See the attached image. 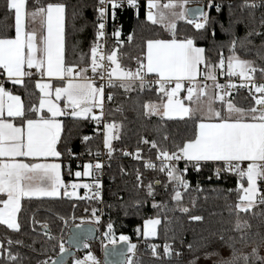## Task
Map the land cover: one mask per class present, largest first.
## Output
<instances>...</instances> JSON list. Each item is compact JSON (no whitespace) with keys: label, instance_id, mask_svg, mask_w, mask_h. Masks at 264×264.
Wrapping results in <instances>:
<instances>
[{"label":"snow or ice","instance_id":"snow-or-ice-1","mask_svg":"<svg viewBox=\"0 0 264 264\" xmlns=\"http://www.w3.org/2000/svg\"><path fill=\"white\" fill-rule=\"evenodd\" d=\"M125 0H99L96 11L99 13L98 25L95 40L90 46L89 53H81L78 63H68L65 58L64 20L66 5L63 3H48L46 6L37 2L31 12L25 11L26 0H6V8L14 10L15 14V37H0V69L6 74L4 82L0 83V224L5 225L13 231L20 230L17 222V213L21 211L22 199L49 197H67L69 199H99L101 184L96 179L94 185L68 183L62 179L61 164L40 162L48 158H59L62 153L57 150V144L61 140L62 122L59 117L83 118L94 121L97 127L101 125L105 130L104 145L111 156L114 151L111 135L112 123H105L104 102L111 101L113 93L106 88H122L125 92H142L146 88L158 85L155 90L167 98L166 103L146 104V115H161L162 117L184 119L187 117L194 123L193 135L182 143L173 142L169 148L156 140L142 138L141 143L149 145V151L156 150L158 164L151 160L144 163L146 169L163 173L167 182L164 188L167 190L169 184L172 186V200L176 202L180 212L187 214L190 209L181 206L182 190L188 191L191 188L190 181L186 179L189 168L197 173L211 163L222 162L221 166L215 168L217 179L223 172H232L238 177L239 196L235 204L237 215L233 231L239 233V237H225L220 234L218 239L223 248L228 250V255H223L220 250L212 248L209 250L207 243L201 245L204 249L202 258L210 261L211 264H264V257L259 255L260 247L264 246V237H261L260 244L251 246L250 251H243L237 244L247 245V230L251 225L246 220H241L240 213H251L260 205H264V191L260 183H264V83H258L256 73L264 78V66H257L253 61L242 60L236 55L237 47L246 48L252 43L253 37H261V47H264V31L249 27L245 23L246 33L243 37L236 36L232 31L235 23H244L242 20L231 21L229 28L222 31L229 35L227 42L229 55L225 58L221 53L218 63L209 60L202 47L196 46V37L178 38L176 29L177 22L186 20L194 24L197 31L205 30L210 21V16L203 8L189 10L185 6L188 0H168L167 3H159L158 0H147L146 20L153 25L159 24L170 35L168 39H147L146 41V63L140 57H136L137 67L135 70L125 68L120 63L119 48L125 42L131 43L134 34H129L121 39V30L114 29L113 37L116 44L111 51H106L105 23L107 19L108 6L112 10V18L115 19V10L123 7ZM127 6L136 10L139 16L138 0H126ZM264 6V0H252L251 3L245 0L241 8L256 9ZM215 7L219 13L221 5L209 0L208 8ZM155 10V11H154ZM231 13V5H229ZM199 14L203 22H195L191 16ZM26 18L33 23L39 21L42 28H46V35L37 33L35 29L26 31ZM254 22V18H253ZM259 26L264 29V17H261ZM215 32L213 31V37ZM259 54V53H258ZM107 62V63H106ZM227 63V72L223 69ZM203 65V68H201ZM111 68V71L108 69ZM27 69V70H26ZM35 69V72L31 71ZM220 75H227L229 81L221 84L217 80ZM91 72V76H89ZM41 79L49 78V82H37L36 88L42 93L39 107H30L25 110L21 97L13 95L4 86L11 82L13 85H24L25 78L31 79L34 75ZM154 74V79L146 82V77ZM115 77V79L113 78ZM201 77L202 79H198ZM232 77H239V85L232 83ZM99 79L101 83L97 85ZM208 81H211L209 84ZM247 88L254 104L251 107H238L230 97L234 90ZM186 91L185 99L189 102L186 106L178 96L181 91ZM55 93L57 101L65 100L61 108L54 103L51 96ZM27 94V92H26ZM219 102V107H216ZM47 109L44 114L41 110ZM100 109L99 115L94 114V109ZM161 109H163L161 113ZM5 112L8 118L18 119L20 126L5 119ZM29 113L35 118H32ZM89 136H84L83 141H88ZM168 137L165 136L164 140ZM141 149H137L135 157L140 159ZM69 156L74 154L68 150ZM91 154V153H89ZM131 155L130 153H124ZM97 155L99 153L97 152ZM183 162L184 168L179 164ZM247 162L246 167L243 165ZM103 165H83L84 171H76V178L82 175H91L93 168L100 171ZM68 174L73 175L71 166H68ZM142 174L137 170L136 188L146 187V196L154 197V185H160V180L149 182L146 186L141 178ZM211 179V177H209ZM246 180L244 186L243 181ZM260 182V183H258ZM96 191L92 196L85 193L84 197L77 194L78 188ZM69 188L71 191H69ZM195 191H203L197 181ZM215 191V189H213ZM232 191V190H229ZM102 202V199L100 200ZM146 201H137L139 206ZM154 208H161V205L153 203ZM86 213L90 212L93 222L89 227V233L93 227L100 225L103 215L97 208H85ZM264 214V213H260ZM62 224H67L72 217H58ZM192 221H202L203 217L192 215ZM36 221L33 218V224ZM161 223L160 219H148L144 223V236H155L156 226ZM43 234L49 240H57L59 253L55 259L45 255L39 264H67L65 255H70L63 243L64 237L59 239L50 234L51 230L47 224L41 225ZM77 228L80 225H76ZM113 224L107 223L106 231L102 233L104 239L111 241L113 237ZM121 241L128 242L129 237L120 236ZM79 236H72L71 242L78 243ZM13 243L20 244V241L7 239L8 248L0 241V262L4 264H18L22 258L18 253L11 251ZM181 243L183 241L181 240ZM57 245H53L55 251ZM88 248V244L83 245ZM157 245H153V254L156 255ZM192 258L186 264H199L201 255L200 247L194 249L193 245H187ZM135 244H129L128 253H133ZM175 252L176 257L183 253L173 249L171 244L164 245V254L171 257ZM98 264V261L88 254L84 259H75L73 264ZM124 264H133L132 257L126 256Z\"/></svg>","mask_w":264,"mask_h":264},{"label":"trees","instance_id":"trees-1","mask_svg":"<svg viewBox=\"0 0 264 264\" xmlns=\"http://www.w3.org/2000/svg\"><path fill=\"white\" fill-rule=\"evenodd\" d=\"M209 1V0H208ZM39 2L46 6L48 3H63L66 5L64 20V40L65 58L68 63H78L81 53H89L90 46L95 40L97 15L96 9L99 0H26V13L31 12L35 4ZM221 5L218 13L214 7L209 9L210 21L205 30H194L186 21L177 22V37H196V46L206 50V57L213 63H218L221 53L226 58L229 55L227 42L230 37L222 31L228 29L231 21L242 20L244 23H235L232 26L236 36L243 37L246 33L245 23L249 27L264 31L259 26L261 19V7L256 9L241 8L243 0H213ZM231 5V13L229 10ZM118 19L122 23V29L126 33L134 34L131 43L119 48L120 63L125 68L135 70L137 67L136 57L144 60L147 39H168L169 33L159 24L153 25L147 21L143 8L139 10V16L134 15L132 10L117 13ZM254 18V22H253ZM213 31L215 36L213 37ZM14 13L6 8V0H0V37H14ZM261 37H253L252 43L246 48L237 47L236 55L240 59L253 61L257 66H264V47H261ZM259 53V54H258ZM0 73L2 70L0 69ZM262 78L256 73V79ZM0 81L4 82V76L0 75ZM36 76L31 79L25 78L24 85H13L11 82L4 86L11 93L19 95L22 99L25 110L32 105H36L40 95L36 88ZM113 93V99L104 102V117L115 125L117 132L112 140V157L114 161L110 164L104 181L103 212L105 223L111 222L114 226L113 233L129 237L131 242L136 244V249L132 256L133 264H186L192 258V253L188 251L187 245L191 243L193 248L200 247L201 255L199 264H211L204 261L202 253L204 249L201 245L207 243L209 250L215 248L223 255H228V250L223 248L220 234L225 237H239L238 232H234L233 226L237 215L235 204L238 202L239 185L238 177L232 172H223L219 179L212 178L215 168L221 163L210 164L201 169L199 173L189 168L186 179L190 181L191 188L182 191L181 206L188 207L189 213L184 214L177 208L176 202L172 200V186L169 184L167 190L164 183L166 176L153 170H144L142 165L131 158H124L121 155L123 149H129L136 153L141 149L142 159H155L156 150L149 151V145L141 143L142 138L156 140L171 148L173 142L182 143L191 137L194 131V123L188 118L184 119H164L155 115H146L144 105L160 100V93L154 90L145 89L142 92H125L122 88L107 89ZM27 92V94H26ZM233 103L238 107L248 108L254 104L252 98L244 92L237 93L232 98ZM32 117V114L29 113ZM20 123L19 120L15 121ZM63 129L61 140L57 144V150L62 153L60 162L62 166V179L65 182L73 180V176L68 174V166H71L72 173L75 169L76 160L89 158L92 153L101 148V134L92 129L89 121L80 118H63ZM84 136H89L88 141H83ZM167 136L168 139L164 140ZM74 154L69 156L68 150ZM91 153V154H89ZM179 167L184 168V163ZM137 168L142 174L143 184L160 180V185H154V197L146 196V187L136 188ZM211 177V179H209ZM197 181H199L203 191H195ZM245 181H243L245 185ZM215 189V191H213ZM232 190V191H229ZM81 191V190H80ZM137 201H146L139 206ZM153 203L161 205V208H154ZM217 208L220 222L216 225L208 226L205 218L202 221H192V215H213ZM85 208H96L93 203H85L81 199H69L59 197L56 199H23L21 201V211L17 214V222L20 224L19 231L9 230L0 224V241L4 247L8 248L7 239L20 241V244L13 243L11 251L18 253L22 258L18 264H39L45 258L44 254L54 259L59 253L57 240H49L43 234L41 225L47 224L52 236L64 238L67 236L68 228L79 225L77 219L90 214ZM264 205H260L251 213H240L241 220H246L251 228L247 230L246 240L248 246L237 244L243 251H250L251 246L260 244L261 237H264ZM67 224H62L58 217H72ZM157 218L161 223L157 227V236L153 239H144L141 234L142 224L148 218ZM203 217V216H201ZM33 218L36 223L33 224ZM181 240L183 243H181ZM98 252L99 243L97 239L87 242ZM171 244L173 249L183 253L181 257H176L173 252L171 257L164 254V245ZM57 245L53 251V245ZM153 245H157L156 255L153 254ZM86 250L85 252H87ZM259 255L264 257V246L260 247ZM4 264V262H0Z\"/></svg>","mask_w":264,"mask_h":264},{"label":"built area","instance_id":"built-area-1","mask_svg":"<svg viewBox=\"0 0 264 264\" xmlns=\"http://www.w3.org/2000/svg\"><path fill=\"white\" fill-rule=\"evenodd\" d=\"M193 1H196L197 3L201 2L202 0H193ZM226 2H229L230 0H225ZM159 3L163 4V3H167L166 0H158ZM245 2V0H243V3ZM249 3L252 2V0H248ZM138 3L140 5L139 7V10L141 8H143V14L145 16V13H146V10H147V0H138ZM203 5V4H202ZM103 5H98V7H101ZM205 6V11L206 12H209V8ZM215 8V7H214ZM262 11H261V16L264 17V6L261 7ZM127 10H132L134 15H137L136 13V10L127 6V3H126V0H125V3H124V6L123 7H120V8H117L115 10V19L112 18V10L110 8V6H108V13H107V19L104 21L105 23V28H104V32H105V43H104V47H105V50L106 51H111L115 44H116V38L113 37V32H114V29H120L121 30V39H124L126 41V38L128 37V35L130 33H126L123 29H122V23L121 21L118 19V16H117V13H121V12H124V11H127ZM98 16H99V13L97 12V15H96V18H95V22H96V31H97V28H98V25L100 23V20L98 19ZM146 18V16H145ZM195 22H203L202 21V18H198L196 20H194ZM192 27H194V24H190ZM195 28V27H194ZM107 63V62H106ZM109 71H111V68L108 69ZM221 70L218 69L217 72H218V75H217V80L219 83L221 84H224V83H227L229 81V77L227 75H220L219 72ZM223 71L226 73L227 71L225 69H223ZM89 76H91V72L88 73ZM115 79V77H113ZM154 78L153 77H146V82L147 81H151L153 80ZM199 79H202V78H199ZM258 83H264V78H260V79H256ZM231 81L232 83H235L237 85H239L241 83V80L239 77H232L231 78ZM97 85L99 83H101V81L99 79H97L96 81ZM208 83H211V81H208ZM158 88V85H153L151 88H146L148 90H154L156 93H159L158 91H156L155 89ZM107 90V88H106ZM239 92H244L248 97L252 98L250 95H249V92H248V89L247 88H239L238 90H234L232 92V96L230 97V99H232L237 93ZM103 120L105 123H110V121H108L105 117H103ZM89 125L92 127L93 130H95L96 132H99L101 134V142H102V137H103V126L101 125L99 128L97 127V125L95 124L94 121H89ZM97 152L99 153V155H97ZM124 153H130L131 155H125ZM135 154L136 153H132L129 149H123L121 151V155L122 157L124 158H131L132 160H134L135 162L139 163L142 165L143 169L144 170H151V169H146L144 167V163L151 160L152 162L158 164L159 161L155 159H137L135 157ZM141 157V155H140ZM114 161L113 157H112V154L111 156H109L108 154V149L104 146H102L101 144V148L97 151H95L94 153H92V155L89 157V158H86L84 160H76L75 161V169L73 171V177L74 176V173L76 171H80L81 173H83L84 171V168H83V165H86V164H92V165H95L96 163H101L103 165L102 169L100 171H96L94 168L91 171V175L90 176H81L79 178H77L78 180H85L87 182V184L89 185H94L96 179H99V182L101 184V188H100V198L99 199H81L83 202L85 203H93L96 205V208L100 210V212H98V215L100 213H102L103 215L101 216V222H100V225H96L95 228L97 230V236H96V239H99V248H100V251L98 253V255L96 254H93L91 251L89 252H84L85 248L82 250V251H79L77 252L68 262L67 264H73L74 260L75 259H84L86 256H88L89 253H91V255L96 259V261H98V264H103L102 262V250L103 248L106 246L103 242H102V233L106 231V223L104 221V212H103V198H104V181H105V178H106V173L107 171L109 170V167H110V164ZM182 163V162H181ZM137 170H139V168H137ZM212 178H216V175L213 174L212 175ZM260 187H261V190L264 191V185L260 184ZM96 191V189L93 187L91 191H88L87 189H84L80 195L81 197H84L85 196V193L87 192L88 193V196H92L93 193ZM183 191V190H182ZM102 199V202H100V200ZM89 215L85 216V217H88ZM80 219V218H79ZM78 220V219H77ZM120 235V234H118ZM118 235L114 234L113 233V237L112 239L114 240V238H117ZM101 239V240H100ZM63 243L64 245L65 244V238L63 240ZM88 244V243H86ZM89 264H91V261H89Z\"/></svg>","mask_w":264,"mask_h":264},{"label":"water","instance_id":"water-1","mask_svg":"<svg viewBox=\"0 0 264 264\" xmlns=\"http://www.w3.org/2000/svg\"><path fill=\"white\" fill-rule=\"evenodd\" d=\"M189 10L203 8L205 11V6L202 4L190 5L186 7ZM191 18L196 20L199 17V14L196 13L192 15ZM92 224L84 223L80 224V227L77 228L76 225L70 226L68 228L67 236L65 237V244L68 253L70 255H65V260L68 262L77 252L82 251L84 249L83 245L88 241L96 239L97 230L93 227V230L89 233L88 229ZM79 236L78 243H72V236ZM129 243L122 241L117 244L107 245L102 250V262L103 264H124L125 257L128 256L127 248ZM56 258V257H55ZM54 258V259H55Z\"/></svg>","mask_w":264,"mask_h":264},{"label":"crops","instance_id":"crops-1","mask_svg":"<svg viewBox=\"0 0 264 264\" xmlns=\"http://www.w3.org/2000/svg\"><path fill=\"white\" fill-rule=\"evenodd\" d=\"M11 11H13V13H14V10H11ZM25 11H26V8H25ZM181 21H186V20H181ZM25 23H26V31H30V30H32V29H35L36 31H37V33L39 34V33H43V35H46L47 33H46V28H42L41 27V25H40V23H39V21L37 20L35 23H33L32 21H30V20H28L27 18H26V20H25ZM14 30H15V14H14ZM14 37H15V32H14ZM13 37V38H14ZM146 52H147V49H146V47H145V54H144V63H146ZM201 68H203V65H201ZM2 70V72H3V69H1ZM27 70V69H26ZM31 71H33V72H35V69H33V70H31ZM4 76V79H6V74H4L3 75ZM34 76H36V78H37V81H36V83L39 81V82H42V83H47V82H49V78H47V77H44L43 79H41L40 77H39V75L37 74V75H34ZM147 77H153L154 78V74H149ZM199 78H201V77H198V79ZM0 83H2L1 81H0ZM38 89V88H37ZM38 91H39V89H38ZM54 92V91H53ZM13 94V93H12ZM13 95H16V94H13ZM39 95H40V97H42V93H40V91H39ZM186 95H187V93H186V91H181V93L179 94V96H178V98L179 99H181V100H183V102L185 103V105L186 106H189V102L185 99V97H186ZM19 96V95H18ZM40 99V98H39ZM51 99H52V101L54 102V103H57L58 104V106L59 107H61V108H63V102H64V99L62 98L61 100H59V101H57L56 99H54V95L52 94V96H51ZM163 100V102H165L166 103V101H167V98L166 97H163V95L160 93V100L159 101H157L155 104H160L161 103V101ZM21 101H22V99H21ZM23 103V102H22ZM33 106H35V107H39V101H38V103L36 104V105H32L31 107H33ZM220 105H219V102H217V104H216V107H219ZM94 111V114H97V115H99V111H96V110H93ZM162 111H163V109H161V113H162ZM47 112V109L45 108V109H43V110H41V112L40 113H38V115L39 114H44V113H46ZM155 116H157V117H160V118H164V119H170V118H168V117H162L161 115H155ZM32 118H35L34 116H32ZM63 118H65V117H59L58 119L62 122L63 121ZM185 118H187V117H185ZM5 119H7L9 122H11V123H13L15 126H20V123H16L15 121H17L18 119H13V118H8L7 116H6V112H5ZM80 119H83V118H80ZM171 119H180L179 117H174V118H171ZM88 121H90V119L88 120ZM111 123V122H110ZM62 129H63V123H62ZM62 133V132H61ZM103 134H104V130H103ZM116 136V135H115ZM115 138V137H114ZM113 138V139H114ZM112 139V140H113ZM112 142V141H111ZM40 162H48V163H59V164H61V162H60V157L59 158H54V157H50V158H48L47 159V161H40ZM215 163H221L222 164V162H215ZM215 163H212V164H215ZM246 164H247V162H245V164L243 165L244 167H246ZM61 175H62V166H61ZM78 179L76 178V177H73V180L72 181H77ZM82 181H85V180H82ZM258 183H260V182H258ZM260 184H262V185H264V183H260ZM244 186H246V182H245V185ZM81 190V191H80ZM84 189H82V188H80L79 189V192L81 193L82 191H83ZM40 198H45V199H56V198H49V197H40ZM31 199H36L35 197L34 198H31ZM23 200V199H22ZM3 207V205L2 204H0V208H2ZM18 214V213H17ZM3 225V224H2ZM3 226H5V225H3ZM6 227V226H5ZM7 228V227H6ZM10 230V229H9Z\"/></svg>","mask_w":264,"mask_h":264},{"label":"rangeland","instance_id":"rangeland-1","mask_svg":"<svg viewBox=\"0 0 264 264\" xmlns=\"http://www.w3.org/2000/svg\"><path fill=\"white\" fill-rule=\"evenodd\" d=\"M167 2H168V0H166ZM208 0H202L201 2H199V3H197L196 1H193V0H188V3L186 4V6L185 7H187V6H190V5H198V4H203V5H206L207 7H208ZM155 11V10H154ZM208 13V12H207ZM190 25V24H189ZM191 26V25H190ZM192 27V26H191ZM194 30H196L194 27H192ZM243 60V59H242ZM226 71H227V63H225V68H224ZM210 84V83H209ZM53 95H54V99H55V93L53 92ZM40 99H41V97H40ZM40 99H39V101H40ZM156 102H153V103H151V104H155ZM64 104H65V100H64V102H63V107H64ZM148 104H150V103H148ZM94 110H96V111H99L100 112V109H94ZM147 110V109H146ZM116 132H117V129H116V127H114L113 128V130H112V133H111V135L113 136V138L115 137V135H116ZM104 134H105V130H104ZM104 134H103V137H102V146H104L105 147V145H104ZM69 183H78V184H87V182L86 181H82V180H77V181H70ZM247 186V185H246ZM82 188V187H81ZM79 189L80 188H78L76 191H77V194H78V196L79 197H81V195H80V192H79ZM82 189H84V188H82ZM69 191H71V189L69 188ZM72 199H77L76 197H73ZM217 208L218 207H215V211H214V214L213 215H201V216H203V218H205V222H206V224H208V226H214V225H216V224H218L219 222H220V216H219V214H218V211H217ZM148 219H157V218H155V217H153V218H148ZM147 219V220H148ZM74 219H72L71 221H73ZM146 221V220H145ZM145 221L143 222V224H142V228H141V231H140V234H141V236L144 238V239H153V238H155L156 236H157V227H158V225L156 226V235L155 236H147V237H145L144 236V234H143V232H144V223H145ZM76 222H78L79 223V225L80 224H84V223H89V224H93V222H92V220H91V217H90V214H89V216L88 217H82V218H80V219H78ZM119 236H122V235H118V237L117 238H114V240L113 239H111V241L110 240H108V239H104V237L102 238V242L107 246V245H112V244H117V243H119V242H122L121 240H120V237ZM124 236V235H123ZM101 240V239H100ZM97 242L99 243V239H97ZM128 243L129 244H135L134 242H131L130 240L128 241ZM136 245V244H135ZM100 247V246H99ZM65 248H67L66 247V245H65ZM86 250H88L87 252H89V251H91L93 254H96V255H98L97 253H95L96 252V250H95V248L91 245V246H89L88 245V248H85V250H84V252L86 251ZM100 251V248H98V252ZM128 256H133V253H128Z\"/></svg>","mask_w":264,"mask_h":264},{"label":"bare ground","instance_id":"bare-ground-1","mask_svg":"<svg viewBox=\"0 0 264 264\" xmlns=\"http://www.w3.org/2000/svg\"><path fill=\"white\" fill-rule=\"evenodd\" d=\"M120 237V236H119Z\"/></svg>","mask_w":264,"mask_h":264}]
</instances>
